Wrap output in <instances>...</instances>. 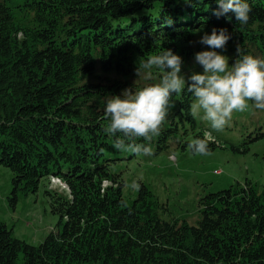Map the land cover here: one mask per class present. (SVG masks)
Wrapping results in <instances>:
<instances>
[{
    "label": "trees",
    "instance_id": "obj_1",
    "mask_svg": "<svg viewBox=\"0 0 264 264\" xmlns=\"http://www.w3.org/2000/svg\"><path fill=\"white\" fill-rule=\"evenodd\" d=\"M248 2L249 21L240 25L217 19L214 0H0V165L12 173L8 201L14 207L42 184L58 215L57 231L36 245L0 220V264H264V187L237 182L202 196L194 224L167 219L142 182L127 201L121 164L138 155L116 150L103 131L102 97L132 86L137 58L163 47L184 64L194 58L197 30L226 28L231 38L218 51L229 58L237 47L264 58V0ZM191 99L187 92L173 97L153 153L188 148L196 138L208 151L227 148L219 136L205 138L207 129L189 114ZM255 131L251 141L264 139V127ZM50 176L67 189L49 188Z\"/></svg>",
    "mask_w": 264,
    "mask_h": 264
},
{
    "label": "clouds",
    "instance_id": "obj_2",
    "mask_svg": "<svg viewBox=\"0 0 264 264\" xmlns=\"http://www.w3.org/2000/svg\"><path fill=\"white\" fill-rule=\"evenodd\" d=\"M191 3L192 0H186ZM197 3L200 0H196ZM218 6L213 15L240 25L249 21L251 8L248 0H214ZM231 34L226 28L213 27L203 32L199 43L207 47L194 53V61L202 71L182 73V57L170 48L135 61L132 86L119 94H105L102 113L107 124L103 131L112 138L118 151L151 156L154 136L174 106V96L187 92L191 96L189 114L200 116L211 129L222 130L234 112L251 106L264 110V58L243 52L237 47L232 63L222 51ZM143 141V142H140ZM190 151L207 154L208 143L196 138L188 145ZM133 187L138 185L133 182Z\"/></svg>",
    "mask_w": 264,
    "mask_h": 264
},
{
    "label": "rangeland",
    "instance_id": "obj_3",
    "mask_svg": "<svg viewBox=\"0 0 264 264\" xmlns=\"http://www.w3.org/2000/svg\"><path fill=\"white\" fill-rule=\"evenodd\" d=\"M202 30H197L192 39L195 52L207 47L199 43ZM233 58L229 59L231 64ZM187 76L200 72L202 68L193 59L182 65ZM133 78L131 81L134 82ZM200 127L210 128L208 122L196 116ZM264 127V110L251 106L243 112H234L230 122L222 130H214L220 142L227 148L217 147L207 154L192 153L188 148L171 146L166 151L151 156L138 155L121 164L124 179V196L131 201L137 194V185L144 183L166 208L162 215L171 219H185L194 224L197 219L198 200L209 192L229 187L237 182L249 180L256 188L264 187V139L251 141L257 127ZM211 129V128H210ZM208 138L212 135L205 134ZM230 142L248 145L246 152L236 151ZM244 143V145H242ZM174 154L175 161L168 157ZM216 171H219L217 173ZM11 171L0 165V220L12 229V235L31 244H38L50 232L57 231L58 215L51 212L49 198L44 194L42 184L35 193L20 196L14 207L8 196L11 190ZM49 188L61 190L57 182Z\"/></svg>",
    "mask_w": 264,
    "mask_h": 264
}]
</instances>
